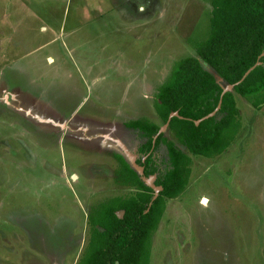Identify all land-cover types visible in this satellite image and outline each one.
Instances as JSON below:
<instances>
[{
  "label": "rangeland",
  "instance_id": "374dc122",
  "mask_svg": "<svg viewBox=\"0 0 264 264\" xmlns=\"http://www.w3.org/2000/svg\"><path fill=\"white\" fill-rule=\"evenodd\" d=\"M142 1L0 0V264H77L91 210L134 193L113 178L117 154L141 175L146 140L125 124H160L157 89L196 55L212 11ZM235 101L238 134L220 156L188 154L150 264H264V105ZM151 154L157 175L169 169L164 146Z\"/></svg>",
  "mask_w": 264,
  "mask_h": 264
},
{
  "label": "trees",
  "instance_id": "16d2710c",
  "mask_svg": "<svg viewBox=\"0 0 264 264\" xmlns=\"http://www.w3.org/2000/svg\"><path fill=\"white\" fill-rule=\"evenodd\" d=\"M211 6L209 36L196 45L194 57L172 67L157 89L153 107L160 124L148 119L125 124L146 140L139 149L144 160H135L142 173L115 155L114 182L134 193L91 210L87 244L77 264H150L152 237L166 202L188 184L189 155L213 158L228 149L241 127L236 95L255 109L264 105V0H211ZM227 85L232 90L223 92ZM167 122L166 131L186 152L159 133ZM159 146L166 149L169 169L157 175L151 152ZM151 177L159 189L155 198L143 181Z\"/></svg>",
  "mask_w": 264,
  "mask_h": 264
},
{
  "label": "water",
  "instance_id": "95a60500",
  "mask_svg": "<svg viewBox=\"0 0 264 264\" xmlns=\"http://www.w3.org/2000/svg\"><path fill=\"white\" fill-rule=\"evenodd\" d=\"M249 72V71H248ZM247 72V73H248ZM246 73V74H247ZM232 88H233V86L232 85H227V86H225L224 88H223V92H226V91H231L232 90ZM218 110V108L216 109V111ZM215 111V112H216ZM215 112L213 113V114H211L210 116H213L214 114H215ZM174 115H176L175 113H173L171 116H174ZM167 126H168V122L164 125V127H165V129L167 128ZM159 133H161V131H159ZM135 169V168H134ZM141 169V168H140ZM136 170V169H135ZM137 171V170H136ZM141 173H142V169H141ZM144 179V178H143ZM145 181L147 180V179H144ZM152 188V187H151ZM159 192V189L158 188H156V193H155V196H154V198L156 197V195H157V193Z\"/></svg>",
  "mask_w": 264,
  "mask_h": 264
},
{
  "label": "bare ground",
  "instance_id": "6f19581e",
  "mask_svg": "<svg viewBox=\"0 0 264 264\" xmlns=\"http://www.w3.org/2000/svg\"><path fill=\"white\" fill-rule=\"evenodd\" d=\"M202 202H203V203H206V200L204 199V200H202Z\"/></svg>",
  "mask_w": 264,
  "mask_h": 264
},
{
  "label": "flooded vegetation",
  "instance_id": "af4514ba",
  "mask_svg": "<svg viewBox=\"0 0 264 264\" xmlns=\"http://www.w3.org/2000/svg\"><path fill=\"white\" fill-rule=\"evenodd\" d=\"M142 1V0H141ZM142 3H146V1H142ZM147 4V3H146ZM152 6V5H151Z\"/></svg>",
  "mask_w": 264,
  "mask_h": 264
}]
</instances>
